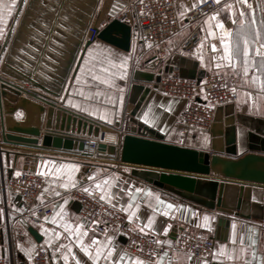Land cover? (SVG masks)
<instances>
[{
  "label": "crops",
  "instance_id": "1",
  "mask_svg": "<svg viewBox=\"0 0 264 264\" xmlns=\"http://www.w3.org/2000/svg\"><path fill=\"white\" fill-rule=\"evenodd\" d=\"M75 1L68 3V0H41L38 3L40 10L46 9L47 5L55 6L56 10L44 17V23L41 24V30L38 31L39 36L44 37L43 43L39 41L38 44L34 39H30L33 45L37 44L40 48L35 59L37 65L47 59L49 55H55L53 46H59L57 41H62L63 35L69 31L63 24L67 27L70 26L68 17H72V10L77 5ZM125 1L100 0L91 24L98 25L99 30L115 19L130 25L132 28L130 50H122L100 39L81 49L72 72L66 78L61 96L57 99L58 103L72 112L121 133L135 131L137 134H143L146 137L161 138L169 143L209 152L212 140L211 132H192L184 140L181 139L179 120L187 102L184 99L169 97L159 92L156 83L163 74L171 73H177L188 79H195L199 72H204L205 76L221 75L237 87L238 98L235 103L219 107L216 110L214 123L217 128L215 130L221 129L224 132L227 127L234 126L236 128L237 153L238 155L246 154L250 144L254 143L255 139L264 137V94H259L258 86H242L239 77L232 75L231 69L216 67L218 63H221V30L215 27L216 20H210L209 23H205V21L209 20L210 16L216 15L217 20L223 23L224 29L231 30L229 39L238 40L239 37L236 33L241 28L239 13L244 11L247 14L249 9L245 5L237 3V0H220L217 3V9L212 13L198 21L186 22L184 20L185 14L207 0H202V2L200 0H174L178 16L183 22L182 29L168 41L166 45L167 59L161 60L156 56V51L153 48L146 53L141 51L140 30L133 17L122 20V15L126 10ZM248 3L255 9L254 16L257 25H259V22L264 19V0H248ZM227 4L233 6L231 13L225 7ZM66 5H69V10L66 9ZM63 11H66L65 14ZM16 13L17 11L13 13L14 17ZM52 15L53 19H51ZM234 20L236 23H233ZM59 21L62 22L60 27ZM13 22V18H8V24L5 26L6 31L10 29ZM210 29L214 32L213 37H207V32ZM243 31L249 34L253 31L248 19H245ZM195 33L199 34L200 42L187 49L185 43ZM212 44L217 46L215 53L212 52ZM24 49H29L30 53H24V56L33 61L35 57L31 53H36L35 47L24 43ZM125 59L127 60V67L120 68L119 65ZM257 59L259 58L257 57ZM108 60H111L117 67L108 64ZM102 67L108 68V72H101ZM82 68L85 69L83 72L81 71ZM93 75L109 79V84H104L100 80H93ZM77 76L80 77L79 81L76 79ZM24 87L29 88L27 84H24ZM19 113V117L17 114L15 117L22 119L24 113ZM145 113H148L149 123L144 122ZM101 116L106 117V119H101ZM109 120L111 123L108 122ZM99 139L108 144H114L116 140L115 136L107 134L100 135ZM1 149L6 152L23 153L38 158L36 163L30 165L36 169L34 173H45V175L40 176L46 180L47 184L41 192L36 206H50L52 208L51 215L42 220H34L33 214L32 216L24 214L25 209L18 195L4 193V183L15 176L16 172L20 173L24 170H14L11 173L14 168L13 157L8 158L2 155L3 164L0 163V257L11 258L15 264L27 261L38 244L49 250L51 254L50 264H65L63 259L65 255H68V264H77V261L72 259L73 255L81 264H92L75 243L74 233L77 224L81 226L82 232L87 233V235H81V241L84 245L91 243L90 237H95L97 241L108 243L109 246L113 247V257L119 259L120 255L125 253L122 249L123 237L116 232L103 231L81 218L79 215L80 204L69 195V192L75 188L84 189L88 187L99 198L102 193L97 192L93 188V184L104 180L109 181L104 187L110 193L115 194V199L111 202L107 200L102 202L111 207L115 205L113 208L135 231L141 233L139 229L147 222L149 216L152 217V228L145 229V232L148 233L147 235L155 236L157 240H160V244L165 247L164 252H167V256H165L164 264H169V261L171 264H202V261L206 264H220V261L222 264H243L245 259L253 260V264H255L252 247H249L251 244L249 237L256 241L253 246L256 256L264 257V185L253 182H232L234 187L229 205L233 207L235 215H225L134 177L133 172L140 170V168L125 165L115 160V162L105 160L106 158L113 160L112 158H88L75 153L38 151L6 145L2 146ZM25 160L27 159L24 158V164L26 163ZM44 161H49V164L45 166ZM94 162L114 163L116 165L105 167L96 164L98 166H95ZM60 165H75L77 167H65L57 173L56 169ZM84 165L94 166L95 169L86 173L82 169ZM104 168L108 170L105 171ZM90 175L93 176V181L87 179ZM61 183L68 184V187L61 188ZM136 189L141 191L137 192ZM147 193H151V195L149 196ZM159 201L164 203L161 204ZM129 203L132 204V208L126 212L124 209L129 208ZM167 204H172L173 207L168 209ZM133 210H135L134 222H129L127 217L132 214ZM164 212H168V215L165 216ZM54 216L55 222H53ZM205 216L209 217L208 221L204 220ZM135 217H139V220L136 221ZM222 218L227 220V225H219ZM65 225L72 226V236H69L68 232L65 231ZM30 228L38 233L41 242L36 241L29 231ZM165 228H167L166 233ZM57 232L60 233L59 238L55 235ZM181 232L212 239L214 242L212 252L218 251L220 245H224L234 257L241 247H244L245 251L239 254V259L232 261L226 258H220V261L213 260L210 254L195 259L189 254L171 248L175 236ZM106 237H111V241H107ZM241 237L243 238L242 241ZM61 245L65 247H61ZM68 247L72 249L70 253L67 250ZM91 251L94 253L95 246L91 248ZM189 256L191 257L190 260L188 259ZM132 258L136 257L130 254L124 257L128 264H131ZM97 264H106V262L101 259Z\"/></svg>",
  "mask_w": 264,
  "mask_h": 264
},
{
  "label": "water",
  "instance_id": "2",
  "mask_svg": "<svg viewBox=\"0 0 264 264\" xmlns=\"http://www.w3.org/2000/svg\"><path fill=\"white\" fill-rule=\"evenodd\" d=\"M71 1L75 0H68V3ZM99 1H75L77 5L72 10V17H68L70 26L63 24L69 31L63 35L62 41L55 38L59 44L53 46L55 55H49L37 65L35 59L40 48L26 38L30 36L36 39V43H43L44 37L41 38L38 31L44 17L55 11L56 7L47 5L46 9L40 10L38 3L41 0H27V4L21 0L16 19L10 27L16 31H9L8 43L0 45L5 49L0 51V57H3L0 60V163L3 164L2 155L8 158L12 156L14 168L11 173L14 170H36L30 164L36 163L37 157L2 151L4 145L93 158L92 154L85 152V139L113 135L116 138L114 144L100 141L96 157H108L140 168L133 172L134 177L209 210L235 215L233 207L229 205L234 187L232 182L264 185V137L255 139L246 154L238 155L236 128L229 126L223 132L221 129L215 130L217 127L214 123L210 131V151H201L161 138L146 137L135 131L121 133L58 103L57 99L81 49L90 45L86 40L87 30ZM65 7L70 8L69 5ZM61 23L59 21V27ZM131 38V26L116 19L98 33V39L125 51L130 50ZM24 43L35 47L36 53H31L35 57L33 61L24 56V53H29V49H24ZM196 76L199 83L205 73L199 72ZM159 80L160 77L157 82ZM24 84L29 88L26 89ZM19 112L24 113L22 119L15 117ZM24 158L27 159L25 164ZM82 169L88 173L95 167L84 165ZM227 224L226 219H220V226ZM29 231L37 242H41L33 228Z\"/></svg>",
  "mask_w": 264,
  "mask_h": 264
},
{
  "label": "built area",
  "instance_id": "3",
  "mask_svg": "<svg viewBox=\"0 0 264 264\" xmlns=\"http://www.w3.org/2000/svg\"><path fill=\"white\" fill-rule=\"evenodd\" d=\"M126 10L122 20L132 18L140 30V49L146 53L155 49L156 56L165 60L168 56L167 43L181 29L177 7L174 0H126ZM218 4L207 0L189 10L184 20L194 22L216 10ZM99 27L90 24L86 40L90 43L98 39ZM200 42L198 33L185 43L187 49ZM157 90L166 96L184 99L186 107L180 115V137L184 140L190 133H209L214 124L216 110L237 101V87L221 75H207L198 83L196 79L183 78L177 73L163 74L156 83ZM235 89V91H233ZM100 139H85V152L94 157L98 153ZM46 180L34 172H20L4 183V193H13L21 198L26 216L42 220L52 214L50 206H36V202L46 186ZM70 197L80 204L81 218L105 231L116 232L124 239L122 249L125 253L145 261H154L151 252L163 253L165 247L156 244L153 235H144L135 231L110 205L85 193L82 188L69 192ZM96 221V223H93ZM171 248L189 254L195 259L208 256L214 249L212 239L196 234L181 232L173 240ZM139 249V250H138ZM51 254L41 244L36 245L31 257L18 264H50ZM0 264H15L11 258L0 257Z\"/></svg>",
  "mask_w": 264,
  "mask_h": 264
},
{
  "label": "snow or ice",
  "instance_id": "4",
  "mask_svg": "<svg viewBox=\"0 0 264 264\" xmlns=\"http://www.w3.org/2000/svg\"><path fill=\"white\" fill-rule=\"evenodd\" d=\"M23 3L27 4V0H22ZM202 2V0H200ZM215 3H219L220 0H214ZM237 3L245 5L249 12L246 14L244 11H241L239 13V23L241 25V28L237 30L236 35L239 37L238 40H230L229 37L231 35L230 29H224L223 23L219 20H217L216 15H212L209 17V20H206L205 23H209L210 20H216L215 27L217 29H220V45L222 47V53L220 55V61L221 63H218L216 65L217 68H225V69H231L232 75L238 76L241 85L242 86H258L259 87V94H264V19H262L259 22V25H257V21L254 16L255 9H253L252 5L248 3V0H237ZM17 0H0V41H3V43H8L7 35L8 31H11L12 33H15L16 29L13 27L11 29H8L6 31L5 26L8 24V18L16 19V17L13 16V13L15 11H18L17 9ZM115 7V6H114ZM183 7V6H182ZM225 7L229 10V13L232 12L233 6L231 4L225 5ZM259 7V6H257ZM183 15V13H181ZM250 17V18H249ZM245 19H248V23L250 27L253 29L252 33H245L243 31V25L245 23ZM233 23H236L234 20ZM203 31V29H201ZM214 32L210 29L207 32V37H213ZM212 52L215 53L217 51L216 44L211 45ZM5 49L0 48V51H3ZM257 57L259 59H257ZM3 57H0V60H2ZM107 59V58H105ZM108 64H110L112 67H117L116 64L112 63L111 60L107 61ZM102 63V62H101ZM120 68H126L127 67V60H122L121 64L119 65ZM85 69H81L83 72ZM101 72H108V68L102 67ZM227 75V72L225 73ZM111 75V74H109ZM76 79L79 81L80 77L77 76ZM93 80H100L104 84H109V79L102 78L97 75L92 76ZM235 91V89H233ZM99 95V93H97ZM73 107H76V105H73ZM20 113H17V116L19 117ZM144 122L149 123L148 120V113H145L144 115ZM101 119H106V117L101 116ZM111 123V121H108ZM45 166L49 164V161L43 162ZM76 168L75 165H60L59 168L56 169V172L59 173L60 169L63 168ZM39 175H45L43 172H39ZM15 175L19 176L20 173L16 172ZM89 181H93V176H88L87 178ZM109 183L108 180H104L102 182H96L93 184V188L97 192H101L102 194L99 196V199L101 201H109L111 202L113 199H115V194L110 193L104 185H107ZM75 186V185H73ZM61 188H67L68 184L61 183ZM85 193H88L89 195L92 194L90 188L85 187L83 189ZM137 192H140V189H136ZM57 195H59L57 193ZM147 195H151V193H147ZM159 203L163 204V201H159ZM62 207V206H61ZM115 207V205H113ZM166 207L168 209H171L173 207L172 204H167ZM55 208V206H54ZM132 208V204L129 203V208L124 209V211H128ZM164 215L167 216L168 212H164ZM134 216H135V210H133L132 214L128 215L129 222H134ZM136 221L139 220V217H135ZM205 221L209 220L208 216L204 217ZM53 222H55V216L53 217ZM93 223H96V221H93ZM65 231L68 232L69 236L73 235L72 226L71 225H65ZM152 228V217L149 216L147 219V222L143 224V226L139 229L142 234L147 235L148 233L145 232V229H151ZM233 228H235V225H233ZM165 233L167 232V228L164 229ZM75 243L80 248V251L83 252L84 256L87 257L92 264H97L98 261L103 259L106 264H121L123 261V264H128V261L124 259V257L127 255L126 253H123L120 255L119 259H116L113 257V247L109 246L108 243H101L96 240L95 237H90L91 243L88 245H84L81 241V235H87L86 232H82L81 226L77 224L75 226ZM57 238H59L60 233L57 232L55 234ZM251 244L249 247H252V256L255 260V264H264V257H257L254 245L256 241L249 237ZM107 241H111V237H106ZM243 238L241 237V241ZM234 242V241H233ZM156 244H160V240L155 241ZM95 246L94 253L91 251V248ZM61 247H65L64 245H61ZM106 249V254H105ZM68 252L70 253L72 251L71 247H68ZM139 250V249H138ZM59 251V249H57ZM245 251L244 247H241L238 250L237 255L234 257L231 252H228L224 245H220L218 251H214L210 253L213 260L220 261V258H226L229 261H232L234 259H239V254L243 253ZM151 255L156 256V259L154 261H145L140 258H132L131 264H164L165 256H167V252L158 253V252H151ZM65 264H68V255H65L63 257ZM73 260L77 261V264H81L79 260H77L76 256H72ZM188 259L190 260L191 257L189 256ZM169 264H171V261H169ZM202 264H206V262L202 261ZM220 264H222V261H220ZM243 264H253V260H247L245 259L243 261Z\"/></svg>",
  "mask_w": 264,
  "mask_h": 264
},
{
  "label": "rangeland",
  "instance_id": "5",
  "mask_svg": "<svg viewBox=\"0 0 264 264\" xmlns=\"http://www.w3.org/2000/svg\"><path fill=\"white\" fill-rule=\"evenodd\" d=\"M18 1V3H17V9L19 8V5H20V2H21V0H17ZM18 23H19V20H18V22H17V24H16V27H17V25H18ZM28 41H30V39H34V40H36L35 38H32V37H29V36H27V38H26ZM2 43H3V41H0V45H2ZM28 44V43H27ZM29 45V44H28ZM23 46V45H22ZM24 47V46H23ZM28 47V46H27ZM20 54H21V52H20ZM19 54V55H20ZM93 139H99V138H93ZM97 158V157H96ZM98 159H101V158H98ZM105 160H110V161H113V162H115L114 161V159L113 160H111V159H105ZM95 163V166H98V165H101V166H110V167H114V165H116V164H114V163H106V162H98V163H96V162H94ZM96 164H98V165H96ZM105 169V171L106 170H108L107 168H104ZM126 171H128V170H126ZM91 190V189H90ZM91 192H92V196H94V197H96V198H98L97 196H95V194L93 193V191L91 190ZM99 199V198H98ZM100 200V199H99Z\"/></svg>",
  "mask_w": 264,
  "mask_h": 264
}]
</instances>
